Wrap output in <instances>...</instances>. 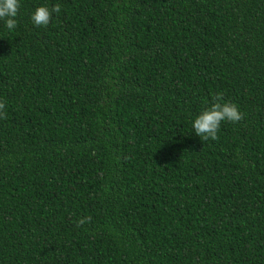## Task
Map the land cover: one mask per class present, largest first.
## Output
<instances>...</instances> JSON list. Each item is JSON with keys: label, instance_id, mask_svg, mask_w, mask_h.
<instances>
[{"label": "trees", "instance_id": "16d2710c", "mask_svg": "<svg viewBox=\"0 0 264 264\" xmlns=\"http://www.w3.org/2000/svg\"><path fill=\"white\" fill-rule=\"evenodd\" d=\"M19 2L0 264H264V0ZM217 93L243 119L203 140Z\"/></svg>", "mask_w": 264, "mask_h": 264}, {"label": "clouds", "instance_id": "9594fccd", "mask_svg": "<svg viewBox=\"0 0 264 264\" xmlns=\"http://www.w3.org/2000/svg\"><path fill=\"white\" fill-rule=\"evenodd\" d=\"M20 9L19 0H0V19L5 20L6 27L9 30L17 26L18 11ZM60 5L56 4L51 9L46 6H40L35 9L31 19L36 26H47L52 18V13H59ZM5 108V104L0 102V110ZM0 118H6L3 112H0ZM243 119V114L239 111L235 103L223 100V94L217 93L213 97L210 107L205 108L193 121L192 127L197 136L203 140H217L218 131L223 121L232 123ZM91 221V217H84L77 220V226H81Z\"/></svg>", "mask_w": 264, "mask_h": 264}]
</instances>
